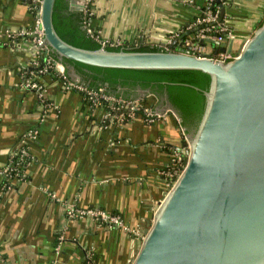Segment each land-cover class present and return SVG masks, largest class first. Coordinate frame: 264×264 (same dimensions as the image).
<instances>
[{
	"label": "crops",
	"instance_id": "crops-1",
	"mask_svg": "<svg viewBox=\"0 0 264 264\" xmlns=\"http://www.w3.org/2000/svg\"><path fill=\"white\" fill-rule=\"evenodd\" d=\"M203 2L93 0L92 22L107 41L171 44ZM222 4V18L237 34L226 46L238 51L262 20L264 0ZM32 24L28 0H0V34ZM222 47L208 41L205 48L215 52ZM34 58L29 38L1 36L0 167L22 143L29 161L26 179L0 173V264H85L87 259L92 264H126L138 234L90 216H69L67 208L117 212L142 232L168 188L167 172L179 153L173 145H182L180 128L170 112L152 122L139 114L119 122V114L97 99L65 89L51 77H45L40 99L23 86ZM68 73L79 80L71 68ZM132 98L158 100L151 92ZM30 130L36 135L25 139Z\"/></svg>",
	"mask_w": 264,
	"mask_h": 264
},
{
	"label": "water",
	"instance_id": "water-1",
	"mask_svg": "<svg viewBox=\"0 0 264 264\" xmlns=\"http://www.w3.org/2000/svg\"><path fill=\"white\" fill-rule=\"evenodd\" d=\"M83 4L41 0L49 54L105 84L154 92L151 112L172 113L187 140L173 145L184 165L126 264H264V16L236 56L220 60L157 45L101 46L85 30Z\"/></svg>",
	"mask_w": 264,
	"mask_h": 264
},
{
	"label": "built area",
	"instance_id": "built-area-1",
	"mask_svg": "<svg viewBox=\"0 0 264 264\" xmlns=\"http://www.w3.org/2000/svg\"><path fill=\"white\" fill-rule=\"evenodd\" d=\"M210 1L211 0H204L203 5H205ZM28 3L30 5L33 14V24L28 28H23L17 31L5 30L3 34H0V38L1 36L6 37L8 39L16 36L22 38L24 37L29 38L35 54V58L32 61L31 66H39L38 54L43 53L44 55H46L48 53L47 45L42 42L44 37V30L41 24V16H40L41 0H28ZM92 4H93V0H84L82 10L85 13L92 14ZM202 6L198 8L197 14L184 27L183 31L185 30H194V31L193 32L188 31V35L181 41V46H183L184 50H186L182 52H187L195 55H203L204 53H209L211 58L220 59V60H228L233 58L234 56H236L238 51H233L232 49L228 50L226 45L230 41L235 39V37L237 36L236 32L224 21V19L222 20V18L219 17L220 13L218 10H212L210 8H202ZM86 29L89 33L91 34L94 33L93 27L88 22L86 23ZM96 33L97 34H95V36L98 37L100 35L98 29ZM101 41L103 44L108 43L110 45H117L121 43L118 40L107 41L102 39ZM208 41H212V42L217 41L218 44L223 43L225 49L224 50L217 49L215 52L207 51L205 47ZM169 44L159 43L157 45H163L167 47ZM48 68L54 69L59 74L61 80H57V81L60 83V85L63 88L79 89L85 92L92 99L103 97L105 99L111 100L112 102H121V104H124V107L128 108L127 114L130 118L134 117L137 113V110H139L140 108H142L141 113L145 116L144 119L150 122L162 118L165 114L169 112L168 110H164L161 114H159V112H151L152 107L141 103L139 101L141 99L139 98H135V99L130 98L127 100L117 98L115 100L113 97L106 94L104 92V88L102 87L98 88L97 90L88 89L84 85L79 83L78 80H75L73 78H68L65 65L54 59L51 55L47 54V56L44 58V64L39 68L38 73H44ZM23 86L25 88L34 90L40 99L43 98V92L45 89L44 83L38 82L35 79V77H31L30 75L26 76V78L23 81ZM44 105L48 106L49 103H45ZM122 118H123L122 114L118 115L117 120H121ZM180 131L182 132L183 138L186 140L185 133L182 127H180ZM35 135H36V130H30L28 134L25 136V139L33 138ZM28 152L29 151L27 149L26 144L22 143L21 147L18 150L14 151L13 154H18L20 158H24L25 156L29 157ZM174 160L177 163L181 162L182 157L180 152L175 154ZM183 165L184 163H182L181 167L179 166L180 168L172 167V169L168 170L167 172L169 176V179L167 180L168 187H170L173 184V182L181 172ZM12 170L13 168L9 164H5L4 166L0 167V173L6 176H10ZM14 177L18 178L17 172L11 178ZM67 213L69 216H74V217L90 216L97 219L100 222L105 223L110 227H118L129 233L141 234V231L138 227L134 228L126 224L123 218L121 217V215L117 212H108L101 208H78L76 206L70 205L67 208ZM85 264H92V263L90 259H87Z\"/></svg>",
	"mask_w": 264,
	"mask_h": 264
},
{
	"label": "trees",
	"instance_id": "trees-1",
	"mask_svg": "<svg viewBox=\"0 0 264 264\" xmlns=\"http://www.w3.org/2000/svg\"><path fill=\"white\" fill-rule=\"evenodd\" d=\"M223 1L224 0H219V1L218 0H211L210 2L203 5L202 8H210L212 10L220 11V4ZM68 9H69V5H68ZM69 10H71V9H69ZM81 11H82V22H83V25L85 27V30L87 31L86 23L87 22L90 23L94 29V33L91 34L88 31H87V33L93 39L100 42L101 46H103L104 44L101 41L102 38L99 37L100 35L98 37L95 36V34H97L96 31L98 28L92 22L93 15L89 14V13H85L83 10H81ZM222 20H223V18H222ZM260 23H261V21H260ZM188 31L193 32L194 30H185V31L181 32L180 34L177 35L176 40L173 43L169 44L167 47H165L163 45H157V44H154V45L160 46V47H162L164 49H168V50L171 49V50H177V51H186V50H184L183 46H181V41L188 35ZM105 45H110V44L106 43ZM141 45H150V44H141ZM47 54L50 55L49 52ZM47 54L46 55H44L43 53L38 54L39 66H31L30 69L25 71V73H24L25 77L30 75L31 77H35V79L41 83L45 82V77H51L55 80H61V78L59 77V74L52 68H48L44 73H38L39 68L44 64V58L47 56ZM65 68H66L67 77L71 78L69 73H68V69L70 68V66L65 65ZM73 70L79 75L78 82L81 83L82 85H84L86 88L92 89V90H97L98 88L102 87V88H104V92L106 94H113L116 97L121 94L122 97L119 96L118 98L126 99V100L130 99L129 91H127V90H125L123 92L120 91L121 90L120 88L122 86L105 84L103 82L95 80V79L79 72L78 70H76L74 68H73ZM129 88H131V87H129ZM151 93H154V92H151ZM97 100L100 104H102L105 107V109L107 111L114 113V114H119V115L122 114L124 121H126L127 119H130V117L127 114L128 108L124 107V104H121V102H112L111 100L105 99L103 97H98ZM144 105H149V103L148 104L145 103ZM149 106L153 107V105H149ZM141 111H142V108L137 110V114L141 115L144 118L145 116L141 113ZM174 119L176 120V122L180 128L181 125H180L178 119L176 117H174ZM182 143H183V145L186 144V140L183 138V135H182ZM28 161H29L28 156H25L24 158H20L18 154H13V156L10 158L9 162L7 163L13 168L10 176H8V177L11 178L17 172L18 173V178H17L18 180L26 179L27 176L24 174V168H25L26 163ZM182 163H183V160H181V162H178V163L174 160L171 164V167L180 168ZM7 183L9 184V182H7Z\"/></svg>",
	"mask_w": 264,
	"mask_h": 264
},
{
	"label": "flooded vegetation",
	"instance_id": "flooded-vegetation-1",
	"mask_svg": "<svg viewBox=\"0 0 264 264\" xmlns=\"http://www.w3.org/2000/svg\"><path fill=\"white\" fill-rule=\"evenodd\" d=\"M120 89H121L120 91H122V92L125 91V90L129 91L130 98L132 96L134 97V95L137 94V93H144V94H146V93L149 92L147 89L129 88V87H124V86H122ZM145 100H146V98H145ZM146 101H148V100H146ZM148 103H149V105H153L154 104V102H150V101H148Z\"/></svg>",
	"mask_w": 264,
	"mask_h": 264
},
{
	"label": "rangeland",
	"instance_id": "rangeland-1",
	"mask_svg": "<svg viewBox=\"0 0 264 264\" xmlns=\"http://www.w3.org/2000/svg\"><path fill=\"white\" fill-rule=\"evenodd\" d=\"M141 100H139L141 103H143V104L147 103L148 104V101H146L145 99H141ZM138 104H140V103H138ZM136 115H137V113H136ZM118 121L119 122L124 121V118H122L121 120H118Z\"/></svg>",
	"mask_w": 264,
	"mask_h": 264
}]
</instances>
